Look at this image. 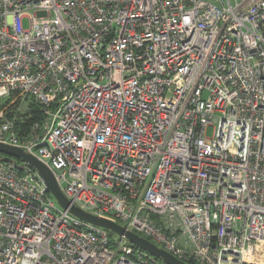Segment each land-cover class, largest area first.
Returning a JSON list of instances; mask_svg holds the SVG:
<instances>
[{"label":"built area","instance_id":"2783aa9c","mask_svg":"<svg viewBox=\"0 0 264 264\" xmlns=\"http://www.w3.org/2000/svg\"><path fill=\"white\" fill-rule=\"evenodd\" d=\"M0 143L189 264H264V0H0ZM2 155L0 264H165Z\"/></svg>","mask_w":264,"mask_h":264},{"label":"water","instance_id":"95a60500","mask_svg":"<svg viewBox=\"0 0 264 264\" xmlns=\"http://www.w3.org/2000/svg\"><path fill=\"white\" fill-rule=\"evenodd\" d=\"M2 154L21 157L24 161L28 162L30 165L35 167L36 170L41 175V177L43 178L45 184L47 185L48 190L57 199L59 204L64 208H69L70 212L73 215L77 216L78 218L86 222L107 228L108 230L118 234L119 236L126 237L132 244H135L136 246L147 251L154 257L162 260L165 264H189L179 259L175 255L162 249L157 244L152 242L150 239L141 236L140 234L134 231H130L126 229L124 226L120 225L119 223L87 213L82 209L78 208L77 206L72 205L70 200L66 197V195L63 193L60 186L58 185L51 169H49V167H47L43 162H41L33 155L27 153L23 149L19 147L7 145L4 143H0V156L6 158V160L11 159L10 157Z\"/></svg>","mask_w":264,"mask_h":264},{"label":"rangeland","instance_id":"374dc122","mask_svg":"<svg viewBox=\"0 0 264 264\" xmlns=\"http://www.w3.org/2000/svg\"><path fill=\"white\" fill-rule=\"evenodd\" d=\"M24 25H25V27H28V25H29L27 18L24 19ZM206 132H207V135L208 136H211V135H213L214 129L212 127L211 128H208ZM16 157H18V156H16ZM18 159H19L20 162L23 161V159L21 157H18ZM112 237H113V240L115 242H117L120 239V236L118 234H116V233H113V236Z\"/></svg>","mask_w":264,"mask_h":264},{"label":"trees","instance_id":"16d2710c","mask_svg":"<svg viewBox=\"0 0 264 264\" xmlns=\"http://www.w3.org/2000/svg\"><path fill=\"white\" fill-rule=\"evenodd\" d=\"M110 236H111V238H113L112 236H113V232H110Z\"/></svg>","mask_w":264,"mask_h":264}]
</instances>
